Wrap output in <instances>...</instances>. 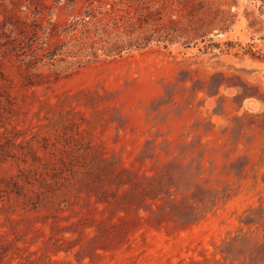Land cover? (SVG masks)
Returning a JSON list of instances; mask_svg holds the SVG:
<instances>
[{
  "label": "rangeland",
  "instance_id": "obj_1",
  "mask_svg": "<svg viewBox=\"0 0 264 264\" xmlns=\"http://www.w3.org/2000/svg\"><path fill=\"white\" fill-rule=\"evenodd\" d=\"M215 6L184 47L161 0H0V264H264V0Z\"/></svg>",
  "mask_w": 264,
  "mask_h": 264
},
{
  "label": "trees",
  "instance_id": "obj_2",
  "mask_svg": "<svg viewBox=\"0 0 264 264\" xmlns=\"http://www.w3.org/2000/svg\"><path fill=\"white\" fill-rule=\"evenodd\" d=\"M161 1L171 14L163 26L157 23L159 18L154 19L156 22L153 25L157 29L161 26L157 30L159 40L163 38L168 43H181L184 47H191L215 34L216 29L226 31L232 24V20L225 16L228 11L215 6L217 0Z\"/></svg>",
  "mask_w": 264,
  "mask_h": 264
},
{
  "label": "bare ground",
  "instance_id": "obj_3",
  "mask_svg": "<svg viewBox=\"0 0 264 264\" xmlns=\"http://www.w3.org/2000/svg\"><path fill=\"white\" fill-rule=\"evenodd\" d=\"M249 101H250V100H249ZM251 101H252V100H251ZM251 101H250V102H251ZM254 102H255V101H254ZM252 103H253V102H252ZM255 103H256V102H255ZM249 104H250V103H249ZM251 105H252V104H250V106H251ZM255 106H256V105H255ZM255 106H253V107H255Z\"/></svg>",
  "mask_w": 264,
  "mask_h": 264
}]
</instances>
